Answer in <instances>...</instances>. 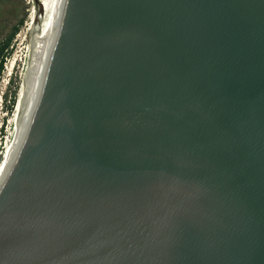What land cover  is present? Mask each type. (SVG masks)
I'll use <instances>...</instances> for the list:
<instances>
[{
	"label": "water",
	"instance_id": "obj_1",
	"mask_svg": "<svg viewBox=\"0 0 264 264\" xmlns=\"http://www.w3.org/2000/svg\"><path fill=\"white\" fill-rule=\"evenodd\" d=\"M0 163V264H264V0H58Z\"/></svg>",
	"mask_w": 264,
	"mask_h": 264
},
{
	"label": "rangeland",
	"instance_id": "obj_2",
	"mask_svg": "<svg viewBox=\"0 0 264 264\" xmlns=\"http://www.w3.org/2000/svg\"><path fill=\"white\" fill-rule=\"evenodd\" d=\"M32 1L34 2V0H0V46L16 28V33L11 38L6 50L2 52L3 62L0 69V162L3 161L4 151L14 126L15 109L25 63L24 35L33 6Z\"/></svg>",
	"mask_w": 264,
	"mask_h": 264
},
{
	"label": "bare ground",
	"instance_id": "obj_3",
	"mask_svg": "<svg viewBox=\"0 0 264 264\" xmlns=\"http://www.w3.org/2000/svg\"><path fill=\"white\" fill-rule=\"evenodd\" d=\"M57 4L58 0H38L37 2H33L24 35L25 63L21 75L22 83L15 109L14 126L4 151L3 160H7L13 151L23 99L45 43Z\"/></svg>",
	"mask_w": 264,
	"mask_h": 264
},
{
	"label": "trees",
	"instance_id": "obj_4",
	"mask_svg": "<svg viewBox=\"0 0 264 264\" xmlns=\"http://www.w3.org/2000/svg\"><path fill=\"white\" fill-rule=\"evenodd\" d=\"M15 33H16V28L12 30L10 36L8 38H6L4 40V42L1 44V46H0V69L2 67V62H3V57H2L3 56V53L2 52L4 50H6V48H7L8 44H9L11 38L14 36Z\"/></svg>",
	"mask_w": 264,
	"mask_h": 264
}]
</instances>
